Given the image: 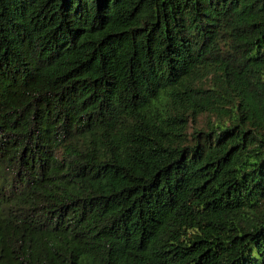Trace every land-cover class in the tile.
Masks as SVG:
<instances>
[{
    "label": "trees",
    "instance_id": "trees-1",
    "mask_svg": "<svg viewBox=\"0 0 264 264\" xmlns=\"http://www.w3.org/2000/svg\"><path fill=\"white\" fill-rule=\"evenodd\" d=\"M0 264H264V0H0Z\"/></svg>",
    "mask_w": 264,
    "mask_h": 264
}]
</instances>
